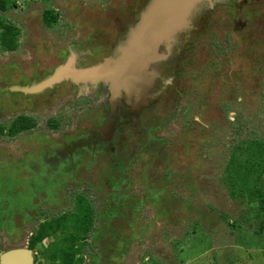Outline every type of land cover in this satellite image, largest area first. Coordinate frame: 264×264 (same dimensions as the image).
<instances>
[{
	"label": "rangeland",
	"instance_id": "1",
	"mask_svg": "<svg viewBox=\"0 0 264 264\" xmlns=\"http://www.w3.org/2000/svg\"><path fill=\"white\" fill-rule=\"evenodd\" d=\"M143 3L14 0L2 16L21 28V44L16 52H0V87L8 77L17 82L38 72L43 78L67 50L85 59L82 53L95 51V44L118 40L116 46L126 39L120 34L135 24L132 13ZM48 10L58 16L51 26L44 18ZM210 11L196 19L200 31L191 32L184 53L174 51L170 72L162 75L161 66L171 60L157 66L161 78L152 94L162 96L158 103L138 118L119 121L109 146H124L117 154H81L80 164L65 163L52 179L41 176L48 178L45 183L2 176L7 166L0 165V256L29 247L40 224L63 214L69 218L57 238L75 233L89 213L85 207V214L75 215L76 202L86 197L94 226L77 245L86 244L76 257L82 264H264V0L242 7L225 0ZM171 72L178 75L175 82L161 89ZM70 88L62 86L52 99L54 107L60 104L57 110L42 114L30 112L32 104L24 108L23 97L0 95V124L31 114L38 122L32 132L55 134V146L62 140L88 141L91 133L97 137L105 112L82 113L96 106L93 92L80 90L75 96ZM16 100L19 106L13 105ZM77 117L80 130L74 132ZM51 124L59 130L50 132ZM31 136L43 145V137ZM32 141L23 134L1 136L0 154H11L17 166ZM54 240L33 249L35 264H61L42 255Z\"/></svg>",
	"mask_w": 264,
	"mask_h": 264
},
{
	"label": "water",
	"instance_id": "2",
	"mask_svg": "<svg viewBox=\"0 0 264 264\" xmlns=\"http://www.w3.org/2000/svg\"><path fill=\"white\" fill-rule=\"evenodd\" d=\"M30 2L38 0H28ZM250 0H237L239 7ZM225 0H149L140 18L129 29L125 40L119 42L110 56L97 64L81 67L78 54L72 52L67 60L41 81L28 85H13L6 90L26 96L40 95L64 82H71L88 94L100 85L108 87L112 112L127 104L140 113L150 106L152 90L161 78L157 66L172 60L180 48L182 34L198 30L196 19L204 9H214ZM116 121L111 119L102 129L103 141L113 138ZM0 264H35L34 251L16 248L0 256Z\"/></svg>",
	"mask_w": 264,
	"mask_h": 264
},
{
	"label": "flooded vegetation",
	"instance_id": "3",
	"mask_svg": "<svg viewBox=\"0 0 264 264\" xmlns=\"http://www.w3.org/2000/svg\"><path fill=\"white\" fill-rule=\"evenodd\" d=\"M148 1L149 0H143L144 3L142 5L141 9L139 11L137 10V13H136V11H134L132 13V18L135 19L134 23H136V21L140 18V13ZM38 2H39V0H38ZM31 3H37V1H33ZM214 9H208L205 12L209 14L210 12H212L210 10H214ZM202 15L200 16V18L202 17ZM200 18H198L197 20H200ZM127 29L129 30L130 28L127 27ZM199 31L200 30L198 28V30H193V31H190V32L182 35V40H181V44H180L182 52H180V55L184 53L185 46L187 44L190 45V42H192V39H191L192 33L199 32ZM124 32H125V34H124ZM127 32L128 31L123 30V32L120 35L125 36L127 34ZM120 35L118 36V38L120 37ZM115 43L112 45L105 43V42L95 44V46L98 47L95 50L96 52L94 50H92V51L87 50V52L82 53V54H84L83 57H85V59L80 57V52L78 53L74 49L67 50L66 51L67 53L64 52L65 54L63 53V55L61 56L60 62L57 65H55L51 70H47L45 75L43 76V78L40 76V74L38 72H33L31 74V76H23V77H21L20 80H17V82H12V80H11L12 77H8V78H10V80L6 81V83H7L6 86L4 88L0 87V95H8V96L10 95L12 98L23 97L20 99L25 98L24 108H28L29 105L32 104L31 108L28 110L29 111L31 110L30 112H32L33 114H42V112H52V110H57L60 107V104L56 105L54 107V105L51 104V101L55 96H59L58 93L60 92L61 87L64 85H66L67 87L70 86L72 93H74V92L76 93L75 96L80 95L79 94L80 87L73 85L71 82H64V83L58 85L57 87H55L54 89L48 90V91L44 92L43 94H40L39 96H37V95L26 96V95L16 93V92L11 93L6 89L13 86V85H28V84H32L34 82L41 81L42 79L46 78L49 74L53 73L54 70L58 66L62 65L67 60V58L72 54V52H76V54H78V56H79L78 64L80 66L87 67V66L94 65L110 54V52L115 47L114 46ZM171 63H173L172 60L170 62L164 63V65L161 66L162 75L168 73V71L170 72V69H171L170 64ZM170 75H171V77L169 78V82L166 83V81H165L163 83L164 86L161 89H163V88L170 89V86L175 82V79L178 76L176 72H171ZM6 79H7V77L5 78V80ZM28 79L30 81L29 83L26 82ZM163 92H166V91L163 90ZM68 95L69 94L67 93V91L64 92L63 98L66 99L68 97ZM88 95H90V94L88 93ZM91 96H92V98H95V100L97 101L96 106L95 107L88 106L86 108H83L81 110V112L82 113L83 112L88 113V112L97 110L98 114H99L101 111H104L105 115L107 116L106 122L103 124L102 128L99 129L100 134L97 137L93 133H91L88 141L84 140L85 141L84 142L83 140H77V141L64 142L62 140V142H60L59 146H55V145L51 144L52 137L56 136L55 134L49 135L48 134L49 132L42 131V130H36L33 132L32 131L31 132H25L23 135L24 139L27 138L28 140H31V141L33 138L31 135H37L38 134L39 137H43L44 138L43 145L42 144L39 145L42 142L38 141L37 144L36 143L34 144L35 141H32L33 144L32 143L31 144L33 145V147L30 150L25 149V153L23 154V158L21 159V162L17 163V166H16V164L13 163L14 160H11L13 158L11 156V154H7L5 152H2V154H0V165L1 166H4V165L7 166V167H4L5 172H1L2 176H7L9 178L15 177L18 179L19 178L23 179V180H32L31 178H33V180L38 179L40 181H43V183H45V179H48V178L42 177V179H40L41 176H48L51 179L58 176V174H59L58 171L62 170V168L65 166L64 165L65 163H69L70 165L73 163H79L78 159L81 158L80 157L81 154H83L84 156L86 154H88L90 156V158L93 156H96V154L99 155L102 152L103 153L108 152V150H109V153H111V154H117L118 150L122 146H120L118 143H116L115 146H111V147H109V146H110L111 142H112V145H114V140H115L117 132H118L119 121L123 118L127 119L128 117H134V116L138 118L141 114H143V112H145L146 110H149L150 108H153L158 103V100L161 99V97H162V96L159 97V99L158 98L153 99L150 106L145 107L140 113L132 112L130 110V107L127 104L122 106L121 109L119 110V112L113 113L112 109L110 107V101H109L110 94H109L107 86L100 85L96 90L93 91ZM13 105L19 106L20 103H19V101L16 100L13 102ZM46 107H48L49 109L48 108L46 109ZM99 110H101V111H99ZM0 114L4 115L2 112H0ZM30 115L25 114L24 116H21V117L22 118H29V119H33L34 121H37L36 119L32 118ZM21 117L18 116V117H16L17 119L13 118L12 120H14V119L18 120ZM111 119H114L116 121V130H115L113 138L111 140L103 141L101 139V137L103 136L102 129H104L106 124ZM76 120H77V123L74 125V128H73L74 132H78L80 130L79 122L81 120H79L78 117L76 118ZM15 121H13V122H15ZM13 122L11 124H13ZM97 124L98 123L93 124V126H95L94 128L97 127ZM3 126H5V125H3ZM50 126H52V124ZM6 127H8V126H6ZM9 128H11V125L9 126ZM56 130H59V126H58V129L52 128V130L50 132L54 133ZM68 138H70V137L68 136ZM65 140H67V139H65ZM105 145H108V147ZM21 148L24 150V147H21ZM79 149H81V153H79ZM50 150L55 151L54 156H50V153H48ZM28 155L30 157H28ZM35 156H37L36 159H34ZM7 162H8V164H7ZM41 166L45 167L47 170L43 169V171H39L40 169L43 168ZM36 168H38V170H36ZM50 178H49V180H50ZM44 186H45V184H42V187H44ZM115 192H116V194L118 193V191H115ZM35 196H36V194H35ZM86 199L88 200V198H86ZM89 202L91 204V201H89ZM76 204H77V202H76ZM91 207H92V204H91ZM92 210H93V207H92ZM63 215H65V214H63ZM63 215H61V216H63ZM93 222H94V219H93ZM93 226L91 228V231L93 230ZM32 236H31V238H32ZM29 246H30V242H29Z\"/></svg>",
	"mask_w": 264,
	"mask_h": 264
},
{
	"label": "trees",
	"instance_id": "4",
	"mask_svg": "<svg viewBox=\"0 0 264 264\" xmlns=\"http://www.w3.org/2000/svg\"><path fill=\"white\" fill-rule=\"evenodd\" d=\"M14 0H0V52H16L20 48L21 44V36L22 31L19 26L4 18L2 14L8 12L13 6ZM45 22L48 25H53L58 20V16L54 11L48 10L44 14ZM38 123L33 119L29 118H20L11 124V128L3 126L0 124V137L7 135L9 137H16L17 135L33 130L36 128ZM59 125H53L52 127H58ZM260 149V148H259ZM264 149V148H263ZM263 149H260L262 151ZM85 207L89 213L85 214ZM77 208L78 212L77 216H81L85 214L82 218L79 225H77V230L75 233L71 232L72 235L66 234L67 236L61 239H58V234L60 232H64L66 228L65 222H68V214H65L57 219L51 221H45L40 224L38 231L32 236L30 240V249H35L36 246L49 238H55V240L49 245L48 250L46 252H42V255L53 262L60 261L61 264H82L83 259H77V255L81 252V248H85V245L80 244L81 247L78 248L79 242L85 239V237L89 234L92 226H93V210L90 202L84 198L79 197L77 200ZM87 216V219L85 218ZM64 222V223H63ZM64 225H63V224ZM82 224V225H81ZM70 231V229H69ZM70 244L69 248L64 249L63 244ZM53 247H57L54 249Z\"/></svg>",
	"mask_w": 264,
	"mask_h": 264
},
{
	"label": "crops",
	"instance_id": "5",
	"mask_svg": "<svg viewBox=\"0 0 264 264\" xmlns=\"http://www.w3.org/2000/svg\"><path fill=\"white\" fill-rule=\"evenodd\" d=\"M9 53H13V52H9ZM80 66V65H79ZM82 67V66H81ZM43 80V79H42ZM43 94V93H42ZM31 96V95H30ZM33 96V95H32ZM37 96H39V95H37ZM32 118H34L33 116H31ZM34 119H36V118H34ZM16 119H14V120H11V122L9 123V124H5V125H11V123L13 122V121H15ZM37 120V119H36ZM37 122V121H36ZM38 123V122H37ZM38 126V125H37ZM53 126V125H52ZM51 128H53V129H58V127H51ZM35 129V128H34ZM32 130H30V131H26V132H31ZM24 133L25 132H23V133H21V134H23L24 135ZM20 135V134H19ZM18 136V135H17ZM16 136V137H17ZM1 172V171H0Z\"/></svg>",
	"mask_w": 264,
	"mask_h": 264
}]
</instances>
